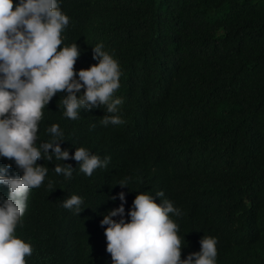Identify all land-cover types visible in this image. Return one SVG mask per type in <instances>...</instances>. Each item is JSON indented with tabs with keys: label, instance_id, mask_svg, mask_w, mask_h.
Listing matches in <instances>:
<instances>
[{
	"label": "trees",
	"instance_id": "16d2710c",
	"mask_svg": "<svg viewBox=\"0 0 264 264\" xmlns=\"http://www.w3.org/2000/svg\"><path fill=\"white\" fill-rule=\"evenodd\" d=\"M58 3L69 17L61 47L75 42L80 49L77 73L98 63L97 44L119 62L115 95L123 99L118 114L125 123L101 124L103 107L65 117L59 100L67 92L44 107L37 147L58 124L70 158L37 161L48 173L29 190L15 233L32 246L26 264H113L101 221L120 206L121 192L126 221L139 192L180 210L170 216L179 227L181 259L210 236L217 239L216 264H264V0ZM80 147L110 157L107 167L90 177L80 172L71 158ZM9 164L7 175H23L0 157V168ZM56 164L71 165L72 177L56 174ZM8 193L0 184V196ZM73 194L83 200L80 214L62 206Z\"/></svg>",
	"mask_w": 264,
	"mask_h": 264
},
{
	"label": "clouds",
	"instance_id": "9594fccd",
	"mask_svg": "<svg viewBox=\"0 0 264 264\" xmlns=\"http://www.w3.org/2000/svg\"><path fill=\"white\" fill-rule=\"evenodd\" d=\"M68 24L69 17L61 11L58 0H19L16 4L0 0V157L14 161L23 172L19 177L9 176L6 172L11 164L0 168V184L9 189L6 199L0 196V264H26V257L32 255L31 244L15 233L29 190L40 187L48 173V167L37 161L51 162L53 156L58 161L70 158L69 152L60 147L64 133L58 124L46 129L51 139L37 147L44 107L57 93L67 92L59 100L65 117L76 120L81 109L103 107L107 114L101 124L125 123L118 114L123 99L115 95L122 74L119 62L104 50L103 44H97L92 50L98 63L77 73L79 46L74 42L61 47V33ZM81 89L83 94L78 96ZM71 158L89 177L110 161V157L102 160L84 147L76 148ZM54 171L68 179L74 168L56 164ZM118 184L127 187V180ZM48 188H53L52 181ZM163 196L162 191L156 194ZM119 199L120 206L107 212L101 221L102 226H107L106 251L113 264H216L217 239L210 236L202 237L199 252L181 259L179 227L170 216H180L181 212L170 201L157 203L152 195L139 192L127 213L130 220L126 221L123 192ZM82 203V198L73 194L63 200L62 206L75 208L80 214ZM117 216L121 217L118 221L113 219Z\"/></svg>",
	"mask_w": 264,
	"mask_h": 264
}]
</instances>
